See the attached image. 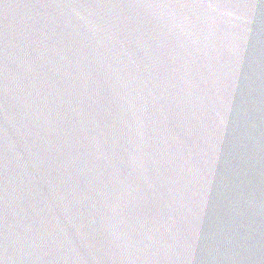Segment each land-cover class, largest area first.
I'll list each match as a JSON object with an SVG mask.
<instances>
[{"label":"water","instance_id":"1","mask_svg":"<svg viewBox=\"0 0 264 264\" xmlns=\"http://www.w3.org/2000/svg\"><path fill=\"white\" fill-rule=\"evenodd\" d=\"M0 264H264V0H0Z\"/></svg>","mask_w":264,"mask_h":264}]
</instances>
